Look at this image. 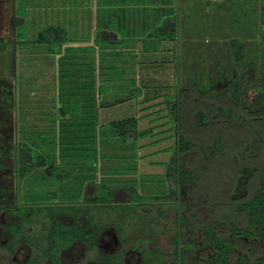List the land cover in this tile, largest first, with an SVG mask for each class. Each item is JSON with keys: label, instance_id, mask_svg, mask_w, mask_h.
Here are the masks:
<instances>
[{"label": "rangeland", "instance_id": "1", "mask_svg": "<svg viewBox=\"0 0 264 264\" xmlns=\"http://www.w3.org/2000/svg\"><path fill=\"white\" fill-rule=\"evenodd\" d=\"M164 1L169 3V0ZM84 2L82 0L85 7ZM75 3L79 5L78 0H0V184L9 189L11 205H21L26 202L24 196L27 193L37 195L40 189L46 188L54 195L55 203L64 200L81 203L83 187L91 180L135 186L140 195L149 196L144 212L124 208L101 215L99 209H91L89 215L108 226L102 230L95 249L82 248L73 262L97 264L95 257L98 254L118 252L124 264H144L141 247L148 251L158 248L170 252V237L178 232L179 236L194 241L184 257L185 264H203L202 256L212 253L211 248L202 244L204 224L212 221L216 230L231 239L224 217L228 216L234 222L239 220L232 212L237 202L232 197L233 193L237 194V168L241 163L260 165L264 143L246 123L237 127L232 124L226 132L223 155L212 156L206 161L198 151L180 154L176 148V126L186 137L202 144L221 127L214 113L215 104L211 102L204 105L209 124L202 121L203 125H195L190 116L193 105L189 91L185 92L186 97L179 107L177 123L168 122L169 115L153 122L150 119L168 113L165 104L169 101L167 106L171 108L178 86L192 85L205 93L226 87L249 62L256 64L257 75H264V0H172L168 7L178 15L177 39L165 44L162 51H144L139 57L140 63H135L136 59L132 57L136 50L140 51L134 45L118 47L119 57L112 56L111 50H75L72 46L85 48L91 43L92 25H95L91 16L69 13ZM62 5L68 9L64 16L59 12ZM48 24L69 28L75 40L63 44L61 52L55 54L47 53L40 43L18 42L33 39ZM232 39L241 41L245 47V59L241 64L231 57L229 42ZM67 47L72 50L66 51ZM108 65L123 67L122 82L114 83L109 79ZM100 84L108 85L111 92L98 95L96 88ZM136 86L141 88L140 95L124 99ZM261 89L256 85L247 86L246 101L251 102ZM80 96L94 100L98 125L139 116L137 129L165 122L154 130L164 131L136 141L95 138L99 152L95 171L74 168L73 177L67 182L59 184L45 180L42 169L38 175L19 180L18 143H31L42 133L54 132L57 137L60 127L57 121L51 124L47 115L57 113L61 100ZM159 102V106L149 107ZM158 109H162L161 112L149 114ZM142 114L147 116L141 117ZM171 125L175 128H170ZM254 126L264 136V121H254ZM253 135L259 139L255 143L250 142ZM162 137L166 138L156 140ZM58 149L55 146L51 151L57 163L60 162ZM179 163L193 171L196 179L190 182L179 178L176 171ZM167 165L174 170L167 171ZM123 169L125 171H120ZM256 187L257 179L253 178L248 185L249 192ZM157 196L165 198L155 199ZM175 213L191 221L193 226L188 227L183 222L175 225ZM3 217L4 211H0V222L5 224ZM79 223L87 225L88 219L81 217ZM115 225L121 231V238L114 230ZM47 227L41 215L23 224L34 241L41 239ZM4 242L5 237L0 234V264L24 260L38 251L26 244L8 251L3 247ZM244 242H237L236 254L242 249L251 255L264 254V247L259 243ZM36 264L48 263L42 259Z\"/></svg>", "mask_w": 264, "mask_h": 264}, {"label": "trees", "instance_id": "2", "mask_svg": "<svg viewBox=\"0 0 264 264\" xmlns=\"http://www.w3.org/2000/svg\"><path fill=\"white\" fill-rule=\"evenodd\" d=\"M171 1L166 3L164 0H154V7L151 15L143 12L141 18L142 29L136 33L141 37V47L144 51H156L160 48L163 41H174L178 36V15L171 7ZM167 4V5H166ZM145 10V9H144ZM137 19V21H138ZM139 27V26H138ZM123 33V32H122ZM124 36L132 38L118 39L116 33L112 31H97L93 38V45L84 50L94 49L95 46H114L119 43L131 42L134 35L123 33ZM135 36V37H136ZM70 32L62 25L48 24L41 28L31 40H18V42L40 43L49 54L60 53L62 45L70 42ZM230 44V54L234 62L241 64L245 59L244 45L241 41L232 39ZM72 47L66 48L71 51ZM264 65V64H263ZM106 72L109 79L114 83L123 81L124 71L116 65H108ZM256 85L262 89L256 93L251 102L246 101L245 88ZM176 98L171 104L165 101V108L168 113L150 119L151 122L162 116H170L168 122H178L180 113L179 107L182 106L186 91H189L193 110L190 116L197 126L209 124L208 110H205L206 102L215 104V115L221 127L215 129L204 144L195 142L184 135L179 126L175 128L176 148L180 154L198 151L205 160L209 161L212 156L223 155L226 143V132L229 126L246 123L248 127L255 131L256 135L261 136L264 143V136L254 126V121H264V75L256 74V64L246 63L238 76L230 81L226 87L216 88L208 92H200L194 86H178ZM141 88L136 86L128 91L124 99H133L140 95ZM97 94L108 91L106 84H100L96 88ZM82 94V93H80ZM193 94V95H192ZM174 95V94H173ZM82 96V95H81ZM75 99H64L60 101L56 114L47 115V120L51 124L57 121L59 135L56 137L54 132L37 134L35 141L31 143L20 141L16 150L17 155V174L19 180L27 178L28 175H38L42 169L43 178L49 182L64 183L73 177L74 168H86L92 172L96 169L99 157L96 148L95 138L102 140L121 139L123 141H136L143 137H154L163 131L154 130L159 125L152 124L143 129H137L139 116H130L117 120H110L106 123L97 124V111L94 100L83 97ZM222 98L221 100H219ZM182 99V100H181ZM119 101H122L121 99ZM116 101L115 103H117ZM162 103V102H161ZM160 102L150 105V108L159 106ZM148 107V106H147ZM95 108V109H92ZM178 108V110H177ZM158 109L151 111L157 114ZM147 114H142L145 117ZM154 120V121H155ZM194 125V124H193ZM182 131V132H181ZM256 135L250 137V142L255 143L258 139ZM162 137L159 140H163ZM57 139V140H56ZM57 141V142H56ZM57 146L59 149V163L55 161L51 151ZM249 145L246 144V147ZM166 150V149H163ZM244 152V151H243ZM242 152V153H243ZM243 154H241V158ZM73 160H75L73 162ZM173 162V160H172ZM174 170L167 165V171ZM120 171H125L120 170ZM179 178L187 181L196 179V174L186 169L182 164L176 167ZM235 188L237 194L232 197L237 199L232 212L238 217V222L224 217L230 231L231 239L226 238L215 228L212 221H207L202 229V244L212 249V253L202 256L203 264H264V254L251 255L247 250L242 249L236 254L237 242H257L264 247V146L260 165L241 163L237 168ZM257 179V187L251 193L248 190L250 180ZM8 188L0 184V211L4 210V228L8 233V241L5 247L12 251L17 245L26 244L34 246L37 253L30 255L27 261L20 264H36L42 259H46L51 264H71L69 261L75 257L82 248L88 251L95 249L101 232L108 223L96 221L89 215L91 209H99V213H112L118 209L135 208L141 213L144 212L149 196H142L135 186L129 184L111 185L110 181L87 182L83 187L82 202L60 201L53 202L54 195L50 189H40L37 195L27 193L24 196L25 203L21 205H11L12 200L8 197ZM164 199V196L154 197ZM28 201V203H27ZM144 205V206H143ZM104 210V212H102ZM36 215H41L47 222V229L41 235V239L34 241L29 233L23 228V224L28 223ZM139 216V215H138ZM81 217L88 219V224L79 223ZM10 221H13L12 223ZM185 223L192 227L193 223L188 219L175 213L173 223ZM114 230L119 238L122 237L117 225ZM122 242L125 240L122 238ZM193 240L179 236L178 232L170 237L171 251L164 252L158 248L151 251L141 247L144 264H185L184 257L189 253L193 246ZM44 243V244H43ZM95 259L99 264H124L122 256L117 252L110 255L98 254ZM134 260V259H132Z\"/></svg>", "mask_w": 264, "mask_h": 264}, {"label": "crops", "instance_id": "3", "mask_svg": "<svg viewBox=\"0 0 264 264\" xmlns=\"http://www.w3.org/2000/svg\"><path fill=\"white\" fill-rule=\"evenodd\" d=\"M78 2L79 5L77 6V4L75 3V7L71 8V10H69V13H73V14L78 13L80 16L83 14L88 17L91 16L93 18L92 22L93 24H95L92 25L93 33L91 35L92 36L91 43L86 47H90L91 45H93V38L97 31H101V30L112 31L116 33L118 39H122L124 37L132 38L129 36L127 37L122 35L124 32L129 34L132 33L134 35L133 37L134 40H132L131 42L119 43L114 46H104V48L94 45V49L98 48L101 52L111 50L113 52L112 56L119 57L121 55L120 53L117 52L119 50L118 47L133 46V45L134 47L138 46L140 48V51L136 50L132 57L136 59L134 61L135 63L141 62L139 61V57L142 56L144 50L141 47V37L136 36V33L138 34V31L142 29L141 27L142 24L141 21L138 19V17L141 18L143 12H146L147 13L146 15H148L149 18V15H151V12L153 11L154 7H156L154 4V0L151 1L150 0H85L84 2V4L86 5L85 7L82 4V0H78ZM59 10L61 16L68 14V9L67 8L65 9L63 5L59 7ZM86 25H87V32H89L90 26H88L89 25L88 23ZM66 29L69 31V28ZM71 39L73 40L74 38L71 37ZM173 42H175V40L170 42L163 41L160 45V48L153 52L162 51L164 50L163 48L166 47L165 44L168 43L171 44ZM72 47L74 49L76 48L75 50H79V51H82V49L86 48V47L85 48L77 47V45H74ZM89 50L91 49L89 48ZM123 79H124V75H123ZM110 92L111 89L108 86V91L103 94H108ZM159 139L160 138L156 140L158 141Z\"/></svg>", "mask_w": 264, "mask_h": 264}, {"label": "flooded vegetation", "instance_id": "4", "mask_svg": "<svg viewBox=\"0 0 264 264\" xmlns=\"http://www.w3.org/2000/svg\"><path fill=\"white\" fill-rule=\"evenodd\" d=\"M1 211H4V210H1ZM3 220H4V218H3ZM4 225L5 224H3V223H1L0 222V234H2L3 235V237H5V242L3 243V247H5V244H6V242L8 241V233H7V230L4 228ZM22 245H25V244H22ZM22 245H17V246H22ZM6 248V247H5ZM7 249V248H6ZM85 249V248H84ZM8 250V249H7ZM13 250H14V248H13ZM12 250V251H13ZM8 251H10V250H8ZM79 254V253H78ZM78 254L75 256V257H73L69 262L71 263V264H75L76 262H73V259L74 258H76L77 256H78ZM30 257V256H29ZM29 257H27V258H25L24 260H19V261H11V262H9L8 264H20V263H22V262H25V261H27L28 260V258ZM43 260H45L46 261V259H43ZM95 261H96V263L97 264H99L98 262H97V260L95 259ZM133 261H135V260H133ZM47 262V261H46ZM48 264H51V263H49V262H47ZM110 264V263H109Z\"/></svg>", "mask_w": 264, "mask_h": 264}]
</instances>
